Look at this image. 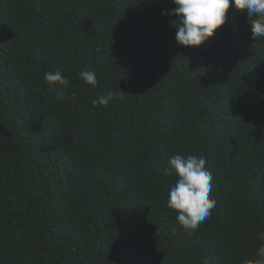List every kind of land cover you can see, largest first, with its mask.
<instances>
[{
  "label": "trees",
  "instance_id": "16d2710c",
  "mask_svg": "<svg viewBox=\"0 0 264 264\" xmlns=\"http://www.w3.org/2000/svg\"><path fill=\"white\" fill-rule=\"evenodd\" d=\"M175 7L0 0V264L264 259V38L233 4L179 45ZM56 70L67 88L44 79ZM177 154L213 173L216 206L191 234L167 206Z\"/></svg>",
  "mask_w": 264,
  "mask_h": 264
},
{
  "label": "clouds",
  "instance_id": "9594fccd",
  "mask_svg": "<svg viewBox=\"0 0 264 264\" xmlns=\"http://www.w3.org/2000/svg\"><path fill=\"white\" fill-rule=\"evenodd\" d=\"M176 6L172 15L177 17L175 40L179 45L197 47L214 35L226 21L231 5L244 10L251 23V34L254 40L264 38V0H172ZM85 83L96 86V73L93 70H82L77 74ZM44 79L50 84L67 88L70 84L60 70L44 73ZM58 100H63V92L58 91ZM113 93L100 95L93 99V105H107ZM168 175L176 174L178 179L168 190L167 206L176 211V219L188 234L196 230L212 213L216 201L212 192L213 173L207 167L204 157L177 154L169 158L166 169ZM264 241V233L260 234ZM257 256L264 258V246L257 251ZM243 264H253L247 260ZM255 264H264L258 259Z\"/></svg>",
  "mask_w": 264,
  "mask_h": 264
}]
</instances>
